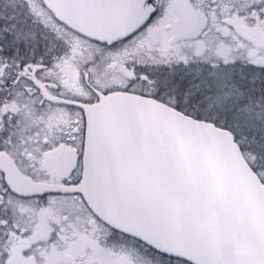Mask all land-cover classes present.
Returning a JSON list of instances; mask_svg holds the SVG:
<instances>
[{
  "label": "snow or ice",
  "instance_id": "snow-or-ice-1",
  "mask_svg": "<svg viewBox=\"0 0 264 264\" xmlns=\"http://www.w3.org/2000/svg\"><path fill=\"white\" fill-rule=\"evenodd\" d=\"M0 264H264V0H0Z\"/></svg>",
  "mask_w": 264,
  "mask_h": 264
}]
</instances>
